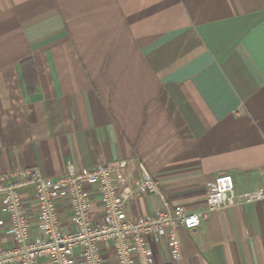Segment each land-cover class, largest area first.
Listing matches in <instances>:
<instances>
[{"label":"crops","instance_id":"1","mask_svg":"<svg viewBox=\"0 0 264 264\" xmlns=\"http://www.w3.org/2000/svg\"><path fill=\"white\" fill-rule=\"evenodd\" d=\"M121 160L189 212L218 176L264 190V0H0V171ZM163 208L151 193L128 213ZM179 236L180 261L150 240L156 264H264V198Z\"/></svg>","mask_w":264,"mask_h":264},{"label":"built area","instance_id":"2","mask_svg":"<svg viewBox=\"0 0 264 264\" xmlns=\"http://www.w3.org/2000/svg\"><path fill=\"white\" fill-rule=\"evenodd\" d=\"M129 167L128 160L93 167L68 163L55 178L36 166L0 171V264H156L150 240L164 237L173 260L180 261V229H197L211 212L264 198V190L237 196L234 178L222 175L207 193V208L189 212L169 205L143 164L132 184L126 174ZM26 192L33 200L24 198ZM151 193L160 195L164 208L130 216V202ZM96 204L101 208L97 215ZM65 212L71 214L73 231L62 227ZM3 237L11 244L5 245Z\"/></svg>","mask_w":264,"mask_h":264}]
</instances>
